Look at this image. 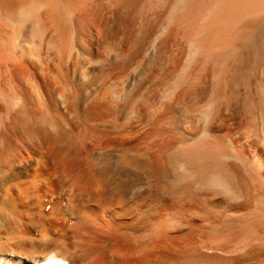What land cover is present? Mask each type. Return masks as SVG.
Instances as JSON below:
<instances>
[{
    "label": "bare ground",
    "instance_id": "obj_1",
    "mask_svg": "<svg viewBox=\"0 0 264 264\" xmlns=\"http://www.w3.org/2000/svg\"><path fill=\"white\" fill-rule=\"evenodd\" d=\"M0 264H264V0H0Z\"/></svg>",
    "mask_w": 264,
    "mask_h": 264
}]
</instances>
